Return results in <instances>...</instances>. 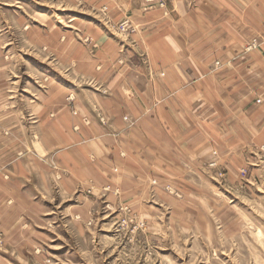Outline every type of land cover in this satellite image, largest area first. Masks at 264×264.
Segmentation results:
<instances>
[{"label": "crops", "instance_id": "crops-1", "mask_svg": "<svg viewBox=\"0 0 264 264\" xmlns=\"http://www.w3.org/2000/svg\"><path fill=\"white\" fill-rule=\"evenodd\" d=\"M142 2L96 1L107 8L102 22L93 15L84 40L58 48L74 88L59 78L40 99L8 97L0 64V264H19L30 236L41 246L42 231L24 225L20 210L35 206L48 182L126 194L159 177L211 193L264 177L250 161L264 147V0H168L153 12ZM122 21L132 30L115 34L109 24ZM38 119L50 163L21 157L23 137L37 151Z\"/></svg>", "mask_w": 264, "mask_h": 264}, {"label": "rangeland", "instance_id": "rangeland-1", "mask_svg": "<svg viewBox=\"0 0 264 264\" xmlns=\"http://www.w3.org/2000/svg\"><path fill=\"white\" fill-rule=\"evenodd\" d=\"M96 1L100 0H0V64L7 72L8 97L40 99L53 93L59 78L67 88L75 87L67 75L74 72L64 64L60 50L94 27L93 15L102 22L107 8ZM167 2L160 8L156 0H143L142 6L146 12L164 11ZM109 27L115 34L132 30L126 21ZM66 101L72 103L71 94ZM37 123L42 133L32 136L37 151L29 150L30 138L23 137L21 157L50 163L43 120ZM261 148L250 161L259 160L264 176ZM247 173L239 170L244 180ZM260 178L252 187L221 186L211 193L176 190L177 182L163 183L159 177H143L137 191L126 194H110L107 189L102 193L88 182L70 191H60L59 184H42L36 205L20 211L28 213L21 222H35L43 241L37 246L30 236L32 247L21 252L19 264H264V177ZM2 242L0 235V247ZM1 249L0 256L6 255Z\"/></svg>", "mask_w": 264, "mask_h": 264}, {"label": "built area", "instance_id": "built-area-1", "mask_svg": "<svg viewBox=\"0 0 264 264\" xmlns=\"http://www.w3.org/2000/svg\"><path fill=\"white\" fill-rule=\"evenodd\" d=\"M152 1H154V0H152ZM156 1H157L156 5H157L158 7H160V8L165 7V5H164V0H156ZM261 151L264 152V147L261 148ZM241 173H242V175H245V174H246V172H245L244 170L241 171Z\"/></svg>", "mask_w": 264, "mask_h": 264}]
</instances>
